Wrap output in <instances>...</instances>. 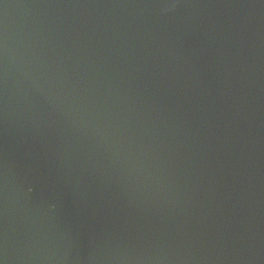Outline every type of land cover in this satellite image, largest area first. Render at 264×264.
Wrapping results in <instances>:
<instances>
[{"label": "water", "instance_id": "1", "mask_svg": "<svg viewBox=\"0 0 264 264\" xmlns=\"http://www.w3.org/2000/svg\"><path fill=\"white\" fill-rule=\"evenodd\" d=\"M0 264H264V0H0Z\"/></svg>", "mask_w": 264, "mask_h": 264}]
</instances>
